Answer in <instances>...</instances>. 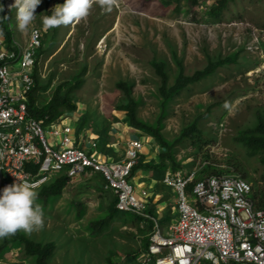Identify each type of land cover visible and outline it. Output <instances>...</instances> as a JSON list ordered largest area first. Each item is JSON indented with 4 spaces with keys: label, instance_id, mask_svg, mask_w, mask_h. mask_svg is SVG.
<instances>
[{
    "label": "rangeland",
    "instance_id": "rangeland-1",
    "mask_svg": "<svg viewBox=\"0 0 264 264\" xmlns=\"http://www.w3.org/2000/svg\"><path fill=\"white\" fill-rule=\"evenodd\" d=\"M215 2L201 0L191 10L187 0H113L107 10L93 0L86 18L46 29L43 17L64 0H42L28 28H18L16 11L8 23L23 47L33 29L43 32L37 107L79 84L70 98L79 105L76 129L88 138L82 143L89 153V140L98 142L103 151L115 144L121 151L122 143L138 138H147L151 147V136L128 124L124 108L129 101L118 87L126 83L137 103L138 118L160 128L173 146L180 170L200 172L211 166L224 175L246 178L256 194L264 195V153L249 152L241 142L245 132L257 126L258 114L264 113V0H229L220 23L208 15ZM235 55L236 64L189 85L170 101L160 94L162 79L154 64L163 66L170 90L180 75L178 62L190 76L210 60ZM195 122L202 136L182 141ZM155 142L161 155L165 150ZM131 182L138 188L133 178ZM162 186L168 199V219L162 226L168 227L178 219L177 195ZM114 198L98 174L70 180L61 197L48 203L36 201L45 213L43 227L19 233L35 242L56 244L49 264H141L152 229L143 228L133 214L120 212L105 233L97 235L94 222L108 216ZM0 264L36 261L12 248L0 257Z\"/></svg>",
    "mask_w": 264,
    "mask_h": 264
},
{
    "label": "built area",
    "instance_id": "built-area-1",
    "mask_svg": "<svg viewBox=\"0 0 264 264\" xmlns=\"http://www.w3.org/2000/svg\"><path fill=\"white\" fill-rule=\"evenodd\" d=\"M13 3L3 0L11 13ZM5 41L0 30V190L25 182L38 192L57 176L98 174L117 198L119 212L140 218L143 228L153 223L142 264H264V207L247 179L167 172L163 183L177 195L178 219L163 227L151 213L149 191L139 195L131 182L146 141L128 140L124 155L114 159L93 140L87 142L92 153L87 151L76 129L78 112L48 124V118L37 119L28 94L36 87L43 32L33 29L24 47L13 42L10 48Z\"/></svg>",
    "mask_w": 264,
    "mask_h": 264
},
{
    "label": "trees",
    "instance_id": "trees-1",
    "mask_svg": "<svg viewBox=\"0 0 264 264\" xmlns=\"http://www.w3.org/2000/svg\"><path fill=\"white\" fill-rule=\"evenodd\" d=\"M53 0H50V2ZM181 2L183 0H175ZM190 4L191 10H195L199 5L201 0H187ZM229 0H216L212 8L209 10V17L214 19L216 22H222L225 18L224 11L228 8ZM2 9H4L2 11ZM10 12H8L3 4V0H0V30L1 34L6 39V45L10 48L13 46L14 36L10 30L9 18ZM238 56H229L225 59L219 58L218 60H210L207 66L196 71L193 75L187 76L184 74V65L182 62H178L180 67V75L176 81V84L170 89L167 90V76L164 72V68L161 64H154L157 74L162 79V87L160 88V94L165 99L166 102L171 100L173 95L179 94L184 88L189 85L199 83L206 77L213 75L218 69L225 68L229 65L237 63ZM36 87L28 94V104L30 113L39 120H46L44 123L48 124L59 117L67 114L79 111V105L77 102L73 101L70 98V94L75 92L76 89H80L79 84L73 86L72 89L68 90L63 96L61 94H56L52 101L46 106L39 108L36 106V91L39 84V73L38 69L35 72ZM120 89L123 90L126 95L129 103L124 109L127 111L128 124L130 127L137 130L143 131L151 138L159 141L165 150L159 158L157 164H151L145 162V156L141 155L140 162L134 167L132 177L135 176L136 172L143 171H152L156 179L164 180V177L167 172H177L180 170V165L177 163L174 153L173 146H170L163 135L161 134L160 128L154 129L142 122L137 115V103L131 95L128 84L121 83L118 85ZM202 136L198 128V122H195L192 126L187 128L182 136V141H194L195 138ZM243 146L252 153H264V113L258 114V123L254 129H250L245 132L244 137L241 138ZM103 151V150H102ZM106 152V151H105ZM204 175H224L223 171L212 168L211 166L204 168L201 172ZM244 178V177H243ZM246 179V178H245ZM70 178L66 176H57L51 181L48 185L44 186L40 191H38V201L48 203L52 199H56L62 196L64 189L67 187L70 182ZM256 198L260 200L261 206L264 207V195L256 194ZM117 198H114L113 203L111 204L110 212L108 216L103 218L98 222H94V225L98 227L99 232L97 235H102L105 231L112 225L114 219L119 216L120 212L116 208ZM155 210H152L151 213L154 214ZM167 217L163 218L161 224L166 226ZM136 217V216H135ZM138 221L141 222L140 218L136 217ZM148 228L153 227V223H149ZM149 238L145 240L144 251H146L149 246ZM12 248H19L25 253L28 257L35 258L36 264H49L50 259L55 255L56 244L51 243H41L35 242L30 238L23 236L17 231L15 234L8 235L6 237L0 238V257L4 255L8 250ZM142 264V263H141Z\"/></svg>",
    "mask_w": 264,
    "mask_h": 264
},
{
    "label": "clouds",
    "instance_id": "clouds-1",
    "mask_svg": "<svg viewBox=\"0 0 264 264\" xmlns=\"http://www.w3.org/2000/svg\"><path fill=\"white\" fill-rule=\"evenodd\" d=\"M41 3L42 0H14L11 8L16 9L15 16L20 30L30 26ZM92 3L93 0H64L63 4H57L51 10L50 15L43 17L42 23L46 29L68 26L86 18ZM99 3L107 10L113 6V0H99ZM37 198L38 193L25 182H16L0 190V238L19 230L31 233L43 227L45 213L36 202Z\"/></svg>",
    "mask_w": 264,
    "mask_h": 264
},
{
    "label": "crops",
    "instance_id": "crops-1",
    "mask_svg": "<svg viewBox=\"0 0 264 264\" xmlns=\"http://www.w3.org/2000/svg\"><path fill=\"white\" fill-rule=\"evenodd\" d=\"M13 42H16L20 46H23L22 44L17 42L15 39L13 40ZM77 119L79 123L80 120L79 118ZM86 139L88 138L86 137ZM146 139L147 138H143V140L145 141ZM148 139L150 141L151 147H147V144H146V150L143 154L145 156V162L151 163V164H157L160 158V155L157 153H159L158 150L160 148L156 145L155 139L153 138H148ZM126 142L127 141L122 143L123 145L121 146L122 147L121 151H119V148L118 146H116V144L107 147L105 151L109 150L110 153L103 151L104 155H107L108 157H111V158H113V156H116L117 159H119L120 157L124 155V152L126 150ZM116 152L118 153L120 152V153L116 154ZM133 179L135 180V183L139 184L138 188H136V192L138 194H141L142 190L149 191L150 202H153L154 204L153 205V210H155L154 213L156 214L160 222H162L163 218L167 215L166 209L168 207V199L166 198V195H165L164 186H162V184H164L163 180L156 179V176L152 171H143V170L136 172Z\"/></svg>",
    "mask_w": 264,
    "mask_h": 264
}]
</instances>
